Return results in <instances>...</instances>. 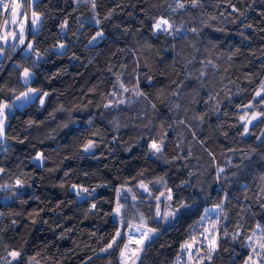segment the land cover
Listing matches in <instances>:
<instances>
[{
	"label": "trees",
	"instance_id": "1",
	"mask_svg": "<svg viewBox=\"0 0 264 264\" xmlns=\"http://www.w3.org/2000/svg\"><path fill=\"white\" fill-rule=\"evenodd\" d=\"M30 11L41 18L30 56L0 78V103L24 89L23 67L38 92L6 117L0 264H119L120 247L106 250L116 190L154 181L178 212L161 229L155 189L140 211L159 232L134 264H174L210 207L219 208L217 242L201 264H245L247 241L264 235V115L247 130L241 122L264 81V0H36ZM159 20L169 30L155 31ZM123 74L143 113L117 126L103 105ZM7 178L20 182L16 193L2 189Z\"/></svg>",
	"mask_w": 264,
	"mask_h": 264
},
{
	"label": "rangeland",
	"instance_id": "2",
	"mask_svg": "<svg viewBox=\"0 0 264 264\" xmlns=\"http://www.w3.org/2000/svg\"><path fill=\"white\" fill-rule=\"evenodd\" d=\"M24 1L25 2L22 0H11L10 10H8L7 17L0 29V43L2 45L4 43H9V45L5 54L0 52V59L6 58L8 61L14 56L15 51L22 45L25 39L28 18L26 15V0ZM35 1L36 0H29L30 10ZM175 5H178L177 1H175ZM0 9L2 12L5 11L2 0H0ZM40 19L38 14L30 11L29 20L32 32L37 31ZM169 27V24L163 20H159L154 26L155 31H166L169 30ZM177 29L179 28L174 27L171 33L177 31ZM16 41H18L15 46L16 48L10 51ZM64 48L65 46L63 44H58L54 47V50L62 52ZM30 51L31 43L28 42L18 56L27 60L30 56ZM32 78V69L30 67H23L20 73V81L25 86L24 89L16 94L11 102L3 101L0 103V143L4 140L3 131L7 115L12 113L15 108H21L26 103L34 100L38 95V92L30 86ZM256 98L258 99L257 102H253L249 105L247 109L244 110L241 117V122L245 130L264 115V81L257 89ZM40 101H42V98ZM142 106L141 100L138 98L134 81L128 74H123L117 78L114 89L110 92L103 105L105 109L115 111V123L117 126L126 123L127 117L133 116L136 111L142 115L143 111L140 109ZM137 107L139 109H137ZM155 138L156 140L149 143V147L152 155L158 156L161 149L158 140L160 134H156ZM91 146V143H88L86 150H90ZM33 162L38 165L43 163V156L41 153H37L33 157ZM19 187L20 182L13 178H7L2 185L4 192L7 191L10 193H16ZM160 188L161 190H159ZM162 188L163 183L161 181H154L152 184L138 182L135 186H120L117 188L113 217L118 223V230L111 244L106 247V250H111L118 246L120 247L119 264H134L145 243L159 232V229L150 226V219L147 216L145 217L140 211V207L144 204L150 209L153 203L151 196L155 192V189L159 191L156 198L157 202L155 207H158L156 211L158 212V210L162 208L159 214L161 217V229L168 227L176 217L178 211L171 206V193ZM73 191L79 198L88 194L87 190L82 187H74ZM157 212L154 213L155 216ZM218 217L219 208L210 207L204 212L200 223L196 226V230H198V234L196 235L198 236V240L186 242L182 246L181 253L174 264H201L206 258L204 254L210 256L214 252L217 242V226L215 221ZM121 239L122 241L120 243ZM247 245L251 249V257L246 260L245 264H264V235L258 231L249 238ZM15 257L16 254L7 256L9 259ZM196 260H198V263H196Z\"/></svg>",
	"mask_w": 264,
	"mask_h": 264
},
{
	"label": "water",
	"instance_id": "3",
	"mask_svg": "<svg viewBox=\"0 0 264 264\" xmlns=\"http://www.w3.org/2000/svg\"><path fill=\"white\" fill-rule=\"evenodd\" d=\"M26 15L28 18V26H27V32L25 35V39L22 43V45L15 51L14 56H12L5 65L0 64V78L3 75V73L6 71V69L10 66V64L13 62V60L18 56L20 51L27 45L29 42V35L31 32V27H30V20H29V15H30V6H29V0H26Z\"/></svg>",
	"mask_w": 264,
	"mask_h": 264
},
{
	"label": "built area",
	"instance_id": "4",
	"mask_svg": "<svg viewBox=\"0 0 264 264\" xmlns=\"http://www.w3.org/2000/svg\"><path fill=\"white\" fill-rule=\"evenodd\" d=\"M2 2H3V4H4V6H5V11L2 12L3 14H2V17H1V19H0V29H1V27H2V25H3V23H4V21H5V19H6V17H7L6 15H7V13H8V10H10L11 0H2ZM0 33H1V32H0ZM0 144H1V145H0L1 149H4L5 146H6V142H5V140H2Z\"/></svg>",
	"mask_w": 264,
	"mask_h": 264
}]
</instances>
